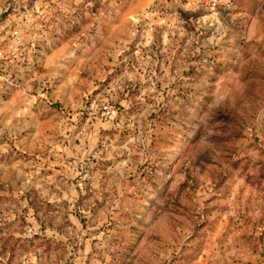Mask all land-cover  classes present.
Masks as SVG:
<instances>
[{
    "label": "rangeland",
    "instance_id": "1",
    "mask_svg": "<svg viewBox=\"0 0 264 264\" xmlns=\"http://www.w3.org/2000/svg\"><path fill=\"white\" fill-rule=\"evenodd\" d=\"M264 0H0V264H264Z\"/></svg>",
    "mask_w": 264,
    "mask_h": 264
},
{
    "label": "built area",
    "instance_id": "2",
    "mask_svg": "<svg viewBox=\"0 0 264 264\" xmlns=\"http://www.w3.org/2000/svg\"><path fill=\"white\" fill-rule=\"evenodd\" d=\"M213 1H216V0H213ZM263 237H264V235H263ZM264 251V250H263ZM263 259H264V256H263Z\"/></svg>",
    "mask_w": 264,
    "mask_h": 264
}]
</instances>
